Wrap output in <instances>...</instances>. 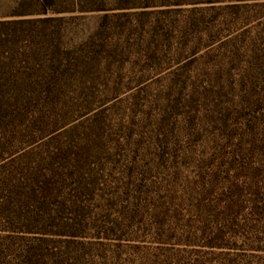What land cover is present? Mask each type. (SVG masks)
<instances>
[{
  "label": "rangeland",
  "instance_id": "1",
  "mask_svg": "<svg viewBox=\"0 0 264 264\" xmlns=\"http://www.w3.org/2000/svg\"><path fill=\"white\" fill-rule=\"evenodd\" d=\"M107 1L65 16L87 65L49 132L0 157V264H264V0Z\"/></svg>",
  "mask_w": 264,
  "mask_h": 264
},
{
  "label": "trees",
  "instance_id": "2",
  "mask_svg": "<svg viewBox=\"0 0 264 264\" xmlns=\"http://www.w3.org/2000/svg\"><path fill=\"white\" fill-rule=\"evenodd\" d=\"M109 10L107 0H0V157L9 146L44 138L53 118L46 112L62 105L87 65L84 54L64 47L65 16Z\"/></svg>",
  "mask_w": 264,
  "mask_h": 264
}]
</instances>
